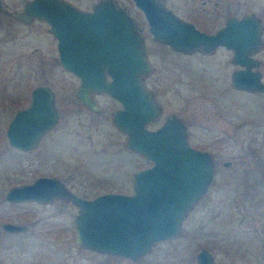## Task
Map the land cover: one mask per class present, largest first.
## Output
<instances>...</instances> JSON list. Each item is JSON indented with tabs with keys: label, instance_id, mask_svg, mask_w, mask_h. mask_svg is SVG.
Returning <instances> with one entry per match:
<instances>
[{
	"label": "rangeland",
	"instance_id": "1",
	"mask_svg": "<svg viewBox=\"0 0 264 264\" xmlns=\"http://www.w3.org/2000/svg\"><path fill=\"white\" fill-rule=\"evenodd\" d=\"M75 1L83 4L90 0ZM119 1L135 16L139 14L133 0ZM171 1L182 12L183 0ZM238 1L237 7L223 6V0H218V5L213 0L204 3L211 9L221 7V12L226 7L231 11L252 8L264 19V0ZM2 4L0 222H25L27 228L8 231L0 225V264H198L195 251L201 246L212 251L217 264L263 263L264 179L260 171L264 167V91L231 86L225 77L226 54L219 50L211 58L199 53L180 55L190 77L183 85V94L189 99L185 111L190 141L211 152L214 170L205 191L187 210L177 234L157 240L135 258L115 255L76 244L72 217L77 207L71 201L61 197L44 202L4 198L9 185L49 172L84 196L103 190L127 191L132 169L147 161L126 149L108 109L95 114L74 110L68 91L71 74L53 60L54 44L43 23H25L3 10L20 6L21 0H2ZM214 19L213 14L198 18L207 26ZM261 38L260 68L264 73V22ZM150 46L151 53L162 48L152 41ZM154 62L153 74H160L157 85L163 109L181 107L180 99L168 93L166 61ZM39 82L55 90L60 111L38 146L24 152L9 144L5 127L13 111L27 103L31 87Z\"/></svg>",
	"mask_w": 264,
	"mask_h": 264
},
{
	"label": "water",
	"instance_id": "2",
	"mask_svg": "<svg viewBox=\"0 0 264 264\" xmlns=\"http://www.w3.org/2000/svg\"><path fill=\"white\" fill-rule=\"evenodd\" d=\"M133 1L143 10L154 38L185 51L211 50L218 44L233 47V59L241 66L231 72L232 85L245 90L264 89L260 71L251 68L257 59L249 55L261 43L259 15H229L221 27L206 31L161 0ZM2 5L0 0V8ZM3 10L25 21L32 16L48 21V29L58 37L61 65L81 73V85L108 92L122 102V107L112 111L113 122L126 132V145L152 161L133 172L131 191L103 190L84 196L57 175L37 174L9 185L4 198L49 201L61 197L71 201L77 207L72 217L76 244L115 255L135 258L157 240L177 234L187 210L205 191L214 160L208 149L186 139L184 123L177 115L168 113L156 127L146 126L159 111V104L153 89L142 80L151 65L144 36L126 5L119 0H96L91 10H80L67 0H24L18 7L6 6ZM75 32H84L88 40L93 35L92 60L71 62L73 50L79 45L72 36ZM104 71L110 78L97 75ZM58 115L52 87L36 83L30 89L29 101L9 117L7 141L23 149L34 146ZM260 173L264 179V167ZM0 225L8 231L27 228L25 222L7 219ZM261 255L264 264V243ZM195 258L198 264H217L206 246L196 249Z\"/></svg>",
	"mask_w": 264,
	"mask_h": 264
},
{
	"label": "flooded vegetation",
	"instance_id": "3",
	"mask_svg": "<svg viewBox=\"0 0 264 264\" xmlns=\"http://www.w3.org/2000/svg\"><path fill=\"white\" fill-rule=\"evenodd\" d=\"M23 1L24 0H21V4ZM67 1H69L72 4H74L75 6H77L80 10H91L92 5L96 0H90L88 3H83V4L79 3L75 0H67ZM199 1L200 2L195 3V0H183V2H182L183 8H182V12H181L177 9L178 7H177V4L175 3V1L161 0V2L165 6L171 8V10L174 11L176 14H178L179 16H181L183 18L192 20L196 24V26H198L199 28H202L206 31H213V30L221 27L225 23V18L227 16H229V15H240L244 12H254L255 14L259 15L261 25H262V30H263V22H264L263 16H262V14H259L258 11L254 10L252 8H247V9L244 8V9H241L240 11H239V8H237L236 11L235 10L231 11V10H228L229 9L228 7H226L225 11L221 12V10H222L221 7H220V9H213V8L211 9L210 7L208 8L205 5L206 0H199ZM217 1L218 0H213V3H215V5H218ZM237 3H239L238 0H223L222 4H223V6H228L229 4H232V6L234 5L237 7ZM183 10H185V12ZM138 11H139V14L137 16H135L129 10L131 15L133 16V21L135 23V26L136 27L138 26L139 31L144 36L145 43H146V57H147V60L149 61L150 65H151V68L142 74V80L144 81V83L147 87L153 89V96H154L155 100L157 101V103L159 104V111L157 112L155 117H153L151 120H149L146 123V126L150 127V128L156 127L157 125H159L164 120L165 116L168 113H173V114L177 115L182 120V122L184 123L185 137L191 143L190 132H189V120L187 118L188 115L186 114V111H185L186 107L188 106V101L186 100L188 98L185 97V95L183 94L184 93L183 85L185 84V82L190 81V77H189V72H187L185 70V67H184L183 62H185V58H181V57L184 55L191 54V53H199L202 56H205L207 58H211V57H213V55L216 51H218V50L221 51L223 54H226V55H223V57H224L223 60L225 62V71L227 72V76L225 73V77L228 78L229 82H230V76H231L232 70L235 68H238L239 66H241V64L238 61H235L233 59L234 58V56H233L234 55V48L229 47L225 44H218L217 46H215L211 50L194 49L191 51H185V50L173 48L168 43L162 42V41L153 37L151 31L148 28V21L144 16L143 10L140 7H138ZM212 14L215 15V19L212 20V21H214V23H212L211 26H207L203 22H201V23L199 22L198 18L203 17V16H205V17L210 16ZM17 19H19V18H17ZM19 20H21L25 23H31V22H36V21L43 23L45 30L49 33L50 38L52 39L51 40L52 44H54V50L55 51H54V59L53 60L55 61V63L61 64V59L59 57V49L57 46L58 37H57V35H55L54 33H52L48 29V24H49L48 21H46L43 18H39L37 16H32L27 21L22 20V19H19ZM76 20L79 21L80 17H77ZM75 31H78V30H75ZM72 36L75 37L76 42L79 45H78V48L73 50V56L71 58V62H87L89 59L92 60L94 58V37H93V35H90L89 40H88V36L84 32H75L72 34ZM261 36H262V31H261ZM150 41L157 43L162 48L157 49V51L151 53ZM262 44H263V41L261 38V43L259 44V46H257V48H255L254 50H251L249 52V55H251L253 58L257 59L255 64L251 65V68L257 69L258 71H260L261 78L264 80V75H263L264 73H263L262 68H260V65H261V63H263V60L261 59V57L259 55V52L262 48L261 47ZM151 54H153V56ZM180 55H182V56H180ZM164 58H166V59H164ZM156 60L159 63H162V61H166V64L168 67V75H167L168 93L171 92V93H169V94H171V96H176V98L180 99L181 105H178V106H181V107L174 108V106H172L173 108L169 107L167 110L163 109V103L159 98L160 97V91H159V87L157 85L158 84L157 80H158L160 74L159 73L153 74V69L155 66L154 61H156ZM229 64H230V67H228ZM66 70H68L70 72L71 77H72V80H71L72 84L70 85L68 91L70 93V98H69V100L71 102L70 105L71 104L73 105L74 110L75 111L83 110V111H87V112L95 114L97 112H101V111L108 109L109 114L111 116V121L113 122L112 111L116 107H122L123 106L122 102L118 98L109 94L108 92L89 88V87H86L85 85H81L80 84L81 73L74 71V70H70V69H66ZM82 74H84V73H82ZM97 75L99 77H103V78H110V73L108 71H104L102 73H97ZM202 75H203V72L200 73V76H202ZM192 80L195 81L194 78H192ZM197 80H200V77H198ZM230 84H231V86H233L231 82H230ZM233 87H235V86H233ZM235 88H237V87H235ZM250 91H264V89H262V90H250ZM29 93H30V91H29ZM56 95L57 94L54 90V101H55V105L57 108V112L59 114L60 109H59V106L56 102ZM29 98H30V96H29ZM28 101H29V99H28ZM22 105H24V104H22ZM19 106H21V105H19ZM113 124L117 127V129H119L120 134L123 136V144L126 147V149H129V150L131 149L134 154H140L142 157L145 158V160L147 162L146 163L144 162V164H142L141 166H145V165L150 164L152 162L150 159L146 158L142 153L138 152L137 150L132 149L126 145V132L124 130L120 129L114 122H113ZM51 129H52V127L49 128L44 133H47ZM43 134L40 136V138L38 139L36 144L30 148L23 149V148H19V147L15 146V145H12L10 143L9 144L17 147L21 151L29 152L30 150H33L34 148H36L38 146L40 139L42 138ZM87 141L88 142L85 143L86 146L90 142L89 140H87ZM191 144H193V143H191ZM193 145H195V144H193ZM195 146H197V145H195ZM198 147H200V146H198ZM141 166H139V167H141ZM136 169L137 168L132 169L131 185H130V187H128L129 189L127 191L132 190L133 172ZM44 174H54V173L49 172V173H44ZM54 175H56V174H54ZM42 202H44V201H42ZM260 253H261V250H260Z\"/></svg>",
	"mask_w": 264,
	"mask_h": 264
}]
</instances>
